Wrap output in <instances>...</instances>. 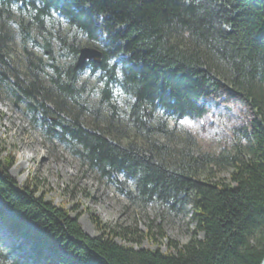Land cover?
I'll use <instances>...</instances> for the list:
<instances>
[{
    "label": "trees",
    "instance_id": "1",
    "mask_svg": "<svg viewBox=\"0 0 264 264\" xmlns=\"http://www.w3.org/2000/svg\"><path fill=\"white\" fill-rule=\"evenodd\" d=\"M15 37L27 57L25 79L5 53ZM81 47L98 50L101 62L76 68ZM86 72L98 95L93 107L79 83ZM0 87L33 128L115 185L133 208L163 207L175 217L190 215L194 226L180 244L150 221L144 236L166 239L167 252L118 244L116 237H131L138 245L142 234L115 230L93 214L97 235L90 236L78 215L35 185L17 184L8 152L0 157V219L21 242L1 250L2 261L264 264V0H0ZM222 90L252 112L232 150L194 155L188 133L182 149L152 140L172 135L165 122L201 118ZM89 113L105 128H86L82 117ZM130 130L148 147L122 144ZM213 167L231 168L229 180L215 179Z\"/></svg>",
    "mask_w": 264,
    "mask_h": 264
},
{
    "label": "rangeland",
    "instance_id": "2",
    "mask_svg": "<svg viewBox=\"0 0 264 264\" xmlns=\"http://www.w3.org/2000/svg\"><path fill=\"white\" fill-rule=\"evenodd\" d=\"M10 27L11 33L16 35L17 27L14 24ZM57 27L58 24L55 23L53 32L57 30ZM182 44L185 45V41ZM26 47L28 50L32 48L36 56L46 59L40 47H32L31 44H26ZM5 53L8 63L18 72L20 78L25 79L28 74L27 57L17 37L6 45ZM81 82H85L84 95L88 97V104L95 106L98 103V95L95 89H91L94 77L86 72L81 75L79 83ZM217 99L220 101L206 102L205 114L201 118L182 119L176 124L165 122L166 129L172 135L156 134L152 136V140L176 149L189 146L194 155L204 153L217 155L223 149L232 150L237 138L238 140L240 138L243 126L252 118V112L243 99L226 90H222ZM100 112L106 115L104 107ZM82 123L86 128L94 126L98 129L105 128V122L99 118L96 119L94 113L84 115ZM186 133L193 141L191 146H185ZM128 135V138L120 141L122 144L133 140L142 148L148 147L143 137L135 136L131 130ZM8 152L15 157V162L10 168V175L17 184L35 185L44 194L46 200L55 206L63 207L71 216L78 215V224L83 232L90 236L97 235L91 218L93 214L115 230L124 227L142 234L138 245L129 240L131 239L129 236H127L128 240L116 237L115 241L123 246H138L150 250L159 248L162 252H167L166 239L156 237L153 240L144 236L150 221L160 224L167 238L176 240L180 244L186 243L191 237L194 226L190 215L175 217L163 207L155 205L144 209L133 208L116 190L115 185L101 179L97 173L81 164L56 140L49 141L39 129L33 128L22 112V105L0 87V157H4ZM231 171L229 167L212 168L215 179L229 180ZM4 213L6 217L14 218L7 208H4ZM3 226L0 219V229H2L0 251L11 244L17 245L21 242L19 237L14 241L10 240L7 231H3L5 229ZM10 263L9 259L7 261L0 259V264Z\"/></svg>",
    "mask_w": 264,
    "mask_h": 264
},
{
    "label": "water",
    "instance_id": "3",
    "mask_svg": "<svg viewBox=\"0 0 264 264\" xmlns=\"http://www.w3.org/2000/svg\"><path fill=\"white\" fill-rule=\"evenodd\" d=\"M86 61L93 63L101 62V53L92 47H81L75 62V67L79 68L85 64Z\"/></svg>",
    "mask_w": 264,
    "mask_h": 264
},
{
    "label": "bare ground",
    "instance_id": "4",
    "mask_svg": "<svg viewBox=\"0 0 264 264\" xmlns=\"http://www.w3.org/2000/svg\"><path fill=\"white\" fill-rule=\"evenodd\" d=\"M4 230L7 231L6 229H3V231H4ZM5 231H4V232H5ZM7 233H8V232H7Z\"/></svg>",
    "mask_w": 264,
    "mask_h": 264
}]
</instances>
